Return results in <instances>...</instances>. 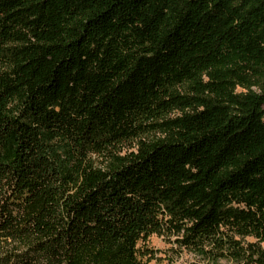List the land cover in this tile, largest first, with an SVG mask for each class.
<instances>
[{
  "label": "trees",
  "instance_id": "obj_1",
  "mask_svg": "<svg viewBox=\"0 0 264 264\" xmlns=\"http://www.w3.org/2000/svg\"><path fill=\"white\" fill-rule=\"evenodd\" d=\"M253 75L264 0H0V264H148L139 239L165 231L264 264L233 235L264 238Z\"/></svg>",
  "mask_w": 264,
  "mask_h": 264
},
{
  "label": "rangeland",
  "instance_id": "obj_2",
  "mask_svg": "<svg viewBox=\"0 0 264 264\" xmlns=\"http://www.w3.org/2000/svg\"><path fill=\"white\" fill-rule=\"evenodd\" d=\"M251 80L252 83L250 86L238 84L236 92L245 94L250 91V88L259 91L261 85L264 84V76L253 75ZM176 87L181 94L192 93L189 82L182 83ZM182 112L183 110L180 108L170 109L162 114V119L160 120L177 117ZM164 136L165 132L160 131L158 128H152L147 131L141 129L137 135L118 144L120 147H118L119 150H115V153L121 157L129 156L133 152H138L142 142L163 138ZM109 158V156L97 154L93 151L89 155V159L97 167H104L107 163L109 164ZM233 235L245 248L254 245L255 248L264 251V238L255 235L242 236L236 233ZM180 237L181 235L166 231L164 233H152L147 237H141L137 243V248L140 250L138 256L148 264H249L245 262L250 260L247 258L248 253L245 252V249L241 251L238 246H236L237 248L231 246L230 248L233 249L230 250L228 246L206 245L204 246V249L207 250L205 254L201 251L180 245L177 241ZM237 250L240 256H237Z\"/></svg>",
  "mask_w": 264,
  "mask_h": 264
}]
</instances>
